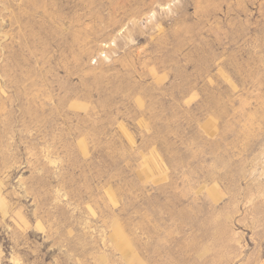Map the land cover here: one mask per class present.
Masks as SVG:
<instances>
[{
	"label": "rangeland",
	"instance_id": "374dc122",
	"mask_svg": "<svg viewBox=\"0 0 264 264\" xmlns=\"http://www.w3.org/2000/svg\"><path fill=\"white\" fill-rule=\"evenodd\" d=\"M0 264H264V0H0Z\"/></svg>",
	"mask_w": 264,
	"mask_h": 264
}]
</instances>
